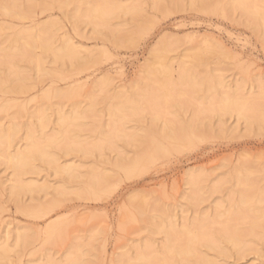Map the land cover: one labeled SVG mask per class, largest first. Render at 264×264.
Here are the masks:
<instances>
[{
  "label": "rangeland",
  "instance_id": "1",
  "mask_svg": "<svg viewBox=\"0 0 264 264\" xmlns=\"http://www.w3.org/2000/svg\"><path fill=\"white\" fill-rule=\"evenodd\" d=\"M87 1L90 6L105 2ZM87 1L62 4L61 0H36L35 13L22 20L5 15L1 6L6 0H0L1 47L7 48L12 40V56L0 54V79L8 77L12 87L26 86L25 92L0 91V128L13 122L21 128L12 150L18 142L19 147L24 145L21 139L26 127L33 129L38 144L57 136V145L49 151L59 165L78 168L76 176L69 178L54 166L33 162L22 178L41 189L23 192L21 202L30 211L42 210L38 217L25 214L11 200L13 169L0 157V242L7 236L12 246L23 233L33 238L25 249L13 247L10 259L0 264H71L74 257L84 264H135L141 249L149 257L158 255L155 263L161 264L171 258L163 248L166 235L150 225L155 222L164 228L168 218L175 220L181 239L188 229L192 233L191 229L198 231L206 225V235L221 250L203 245L197 250L216 264H264V29L260 20L254 21L237 6H227L233 0H220L225 12L194 7L190 0H160L159 4L155 0H110L134 12H119L107 27L97 28L86 19L75 25L73 16L88 8ZM19 3L26 6L25 0ZM42 24L55 33L57 45L70 38L81 56H93L95 63L71 71L69 63L55 62L38 49L34 55L43 59L46 74L38 72L36 65L19 53L22 42L15 41V34ZM113 34L120 40L134 37L136 47L120 46ZM160 46L165 61L175 62V71L169 78L162 74V66L156 65V74L142 82L149 54ZM183 65L189 71L179 80ZM100 81L106 86L96 89ZM60 93L66 97L57 96ZM225 93L254 99L249 100L256 105L251 125L222 110ZM75 106L84 116L59 125L56 111L73 113ZM42 108H49L46 128L34 117ZM112 113H116L114 118ZM167 128L178 137L183 128L195 134L189 131L194 135H189L191 141L170 143L165 138ZM153 140L163 143L168 154L127 174L125 170L151 149ZM101 176H107L108 181L92 195L85 184ZM190 178L198 187L191 198ZM242 198H246L244 204ZM229 224L232 227H226ZM50 227H55L57 234L47 241ZM225 229L244 243L242 253L224 238L229 235ZM175 240L170 239L172 243ZM178 260L173 258L172 264Z\"/></svg>",
  "mask_w": 264,
  "mask_h": 264
},
{
  "label": "bare ground",
  "instance_id": "2",
  "mask_svg": "<svg viewBox=\"0 0 264 264\" xmlns=\"http://www.w3.org/2000/svg\"><path fill=\"white\" fill-rule=\"evenodd\" d=\"M25 1H26V6L24 8H22V6L19 3V0H6V2L4 4H2L1 9L4 12V14L7 16H13L14 15L15 17H18L19 19H22V20L23 19H29L35 13L34 10L38 6L36 7V5H35L36 0H25ZM69 1H71V0H67V1L61 0L62 4H66ZM104 1H105L104 3L100 2V3H103V5H100L98 3L99 4L98 6H95V5L90 6L91 2L87 1L85 3L86 5L85 4L84 5L88 6V8H86V9L83 8L81 11L80 10L77 11L76 15L73 16V20H74L75 25H78V23H80L81 21L86 19L87 21H89V23L95 24L97 28L107 27L108 24H110L109 23L110 20H112V18L114 19L115 16L119 12H121V13L125 12V14L126 13L131 14L134 12V9H131V8H130L131 10L125 11V10L129 9V8H127L128 6L127 7L125 6L126 7L125 8L124 6H122L120 4H118V5L115 4L116 2L113 3L110 0L109 1L104 0ZM158 1H160V0H155L156 3ZM219 1L220 0H190L189 2L194 7H195V5H199L203 10L209 11V10H217L218 8H221L222 11L225 12V7L221 5L222 1H220V2ZM176 2L177 1H175V3ZM68 4H70V2ZM158 4H159V2H158ZM170 4H172V3H170ZM173 4H174V2H173ZM175 5H173L172 7L174 8ZM159 6H161V5H159ZM227 6H229V7H236L237 6L238 8H240L241 10H243L244 12L249 14L250 17L254 21L260 20V25L262 24V28L264 29V1L263 0H233L231 3L227 4ZM130 7H132V6H130ZM163 7L161 9H163ZM168 8H169V6H168ZM169 10H170V8L168 9V11ZM135 12H137V10ZM49 26H51V24ZM112 36H113L112 37L113 40L114 41L117 40L116 43L119 44L120 46H126L129 48V47L134 46L136 44V41H135V43L132 41V40H135L134 37H132V36L131 37L133 39H129L130 36L128 35L129 37L127 36L128 38L126 40H120L114 34ZM15 41L22 42V48L19 51V53L21 54V56L23 58L28 59L30 62L35 64L36 69L40 73H44L45 70L43 68L44 67L43 66V64H44L43 59L41 57H37L36 55H34L35 51L38 49L43 51L44 53L50 54L53 57L55 62H61L62 65H66V63H69L71 71H81L83 69H86L91 64H94L95 60H96V58H94L93 56L82 57L81 56L82 53H81L80 49L78 47H76V45L72 42V40L70 38L63 39L57 45L58 40H57V36L55 35V33H53L51 31L50 27H48L47 25H43V24L42 25H36V27H34L33 29H26V30L20 31L19 33H16L15 34ZM163 46L165 47V44ZM135 47H136V45H135ZM162 47L159 50L154 49L150 52V54H149L150 57L147 60L145 67L143 69L144 76H143L142 82L146 81L153 74H156V73H154V72H156V65L162 66L163 71H164V73H162V74H167L169 76V78H170V76L173 75L175 69L173 68L174 66H172L173 65L172 62H174V61L171 62L170 61L171 59L168 61V63H167V61H165L167 59L165 58V55L163 53V51H165V50H161V49H163ZM0 54L2 55L3 58L8 57V56H12V40L9 42V45L7 48H2L0 45ZM199 56L200 55H197L196 57H199ZM199 58H201V57H199ZM184 62H186V61H184ZM184 62H182V64ZM187 70L188 69L186 68L185 65H183L181 67L180 74H178L179 80H184L185 77H187V74H186ZM45 74H46V71H45ZM221 81H223V80H221ZM219 85H222V87H224L223 86L224 83H222V82H220ZM105 86H106V83L104 81H100L99 83L96 84V89L97 88H104ZM12 89L13 90L18 89V91H23L24 89L26 90V86L20 84V85H14L12 87V80L8 79V77L6 79H0V91L1 92H5L7 90L12 91ZM228 90H230V89H228ZM23 92H25V91H23ZM62 94L65 95L64 93H62ZM62 94L60 93L57 96H59V95L61 96ZM47 96H48V94H47ZM65 97H66V95H65ZM244 98L245 97H241V96L234 98L229 93H225V95L222 98L221 107H222V110L224 112L234 113L237 115V117L239 119H243L249 125H251L253 123L252 121L254 120L255 106L256 105L254 102L250 103V101L254 100V99H251V98L250 99H247V98L244 99ZM47 106L50 107L49 104H47V105L45 104L44 107L47 108ZM46 108H44V109L42 108L41 110L37 111L36 115L34 116L35 118L37 117V120L38 119L40 120V123L42 124V128H46V125H44V123L46 121L49 122L48 121L49 116L47 114V110L49 108L48 109H46ZM56 112H57V116H58V119H57V121L59 122L58 124L61 126L68 125L70 121L72 122V120L73 121L78 120V119L82 118L85 114L83 111L78 109V107H76V106L73 109V113H65L61 109L56 111ZM198 115H200V114H198ZM115 116H116V113L111 114L112 118H114ZM111 121H113V120H111ZM111 125H113V124H111ZM165 127H166V125H165ZM5 128L3 126H2V128H0V157L1 156L5 157L8 161V164L13 169L14 183L11 185V187L9 189V196H10L11 200H13L17 204L18 208L22 212H24L25 214H30V215L35 214L39 217V216L43 215V213H44L42 210H40L39 212L38 211H36V212L30 211V209L26 206H23V204L21 202V194L23 192L32 193L37 189H41L39 187H35L36 186L35 184L24 183L23 178H22L23 176L27 175V173H29V171H31L30 167L32 166L33 162L38 161V160L45 162L50 166H54L58 173L63 174L69 178H74L76 176L75 173H76V171H78V168L76 169V167H74V166L59 165L60 163H58V159H56V157L54 155H52V153L49 151L50 147L55 146V144L57 145V141H56V140H58V139H56L57 136H55L53 138L51 136L46 141V143L38 144L35 142V134H34L33 129H31L30 127H28V128L26 127V130H25L26 132L24 135L25 137H24V139H21V141L23 140L22 142L24 143V145H22V147L21 146L19 147V144H18L19 142H18L16 146H18L19 148L17 147L16 150H12V149H14L12 147H13V144L15 143L16 137L19 134L21 128L17 125L16 122H13V124L10 125V127H8V128L5 127ZM189 128L188 129L183 128V130H181L182 132L178 131V134H179V132L181 133V135H182V136L180 135L181 137H178L175 135V134H177L176 131H173V130L167 128L168 129V136L167 137L165 136L166 141L169 139L170 143L175 142V144H177V143L179 144V143H181V141H191L192 138L189 137V135H191V136H194V135H192V133L189 132V131L193 132V130H191ZM113 129H116V128L114 127V128H112V130ZM118 132H120V131L118 130ZM164 132H166V131H164ZM120 133L122 134V131ZM126 137H129V136H126ZM132 138L133 137H131V139ZM160 138H163V137L161 136ZM111 140H110V136H109L108 141H111ZM155 140H157V139H155ZM155 140L151 141V146H150L151 151L149 150L148 152H143L125 170L127 174L134 173L137 170H139L141 167H144V166L149 165V164H153L157 160L163 158L165 155L168 154L167 150L164 148V146H162L163 143H162V145H160L157 142H155ZM160 140H162V139H160ZM159 143H160V141H159ZM182 144H184V143H182ZM107 181H108L107 176H101L98 179L88 181L85 184V187L88 191H90V193L92 195H95L98 191L102 190V188L107 183ZM188 184L192 188V193L190 195H188V197L190 196V198H191L192 195L193 196L195 195L194 192H195V189L197 187V183L192 178H190ZM244 184H243V186H244ZM59 195L63 196V193H59ZM243 196L246 197L245 195H243ZM247 200H249V199H247ZM245 201H246V198H244V199L242 198V201H241L242 204H244ZM248 203H250V201H248ZM237 207H239V206H236L235 208H237ZM241 207L242 206L240 205V208ZM242 208H244V207H242ZM2 209H3V207L1 205V200H0V213H1ZM234 210H236V209H234ZM45 211L47 213V210H45ZM241 212H243V211H241ZM224 213H227V212H224ZM238 214H239V212H238ZM224 215H227V214H224ZM228 215H231V214H228ZM169 217H171V216H169ZM233 217L234 216L232 215V218ZM232 218L227 219V222L229 223L228 220H232ZM174 221L175 220H173V218H171V219L168 218L167 226L164 228H161L163 226L157 227L156 225H154L155 222L153 225L151 224L152 226L150 225V227H152V229H155V230L157 229L158 232L160 231L166 235L167 243L165 244V246L163 248L171 256V258H168V260H165L161 264H172L173 262H175V261H173V258L179 259L178 261H176V264H216V262L213 261L212 259H210L208 256L202 257L201 255H199V252L197 250L198 245H200V246L203 245L204 247H206L210 250H213V251H220L221 250V248L218 247L219 245H217L215 240H212L213 238H209V236L206 235L205 230H207V229L204 230V228L207 226L206 225L201 226V228H199L198 231L191 229L193 232L197 231L196 233H193V232L191 233L190 229H188L189 231L182 234V236L183 235H185V236H183L184 238L181 239V238H179V236L176 232L178 227L176 226V223ZM204 222H206V221H204ZM252 222H254V221H252ZM230 223H232V222H230ZM202 224L203 223L201 222L200 225H202ZM204 224H206V223H204ZM254 224H255V222H254ZM194 225H192V226H194ZM253 225H252V227H253ZM192 226H191V228H193ZM195 226L199 227V225H195ZM226 227H232V226L229 224V226L226 225ZM182 228L187 230L188 227L183 225ZM253 228H255V227H253ZM152 229H150V230H152ZM155 230H152V231L155 232ZM225 230H227V229H225ZM235 230H236V232L239 231L237 229H235ZM227 231L229 232V230H227ZM181 232H184V231L182 230ZM223 232L225 233V231H222V233ZM230 233H233V232H229V235L226 234L224 236V238L229 243L233 244V246L237 249L239 254L242 253L244 246H245L244 243L239 239V236L237 237L236 235L234 236ZM238 233H240V232H237V234ZM56 234H57V230L55 231V227H50L46 233L47 241H52L55 238ZM172 235L174 237H176V240L173 243L170 241L171 238L172 239L174 238ZM28 236H27V234L24 235V233L22 235L19 234L15 238L12 246H11L12 243L9 244V237L6 236L4 241L0 242V263L2 261L10 259L9 257H10V253L12 252L13 247H15L17 249H25L29 245H31L33 238H31V240H30L31 236L30 235H28ZM182 236H180V237H182ZM148 243H150V242H148ZM142 247H140V248H142ZM141 250L142 251H140L137 254V256H135V258H134L135 264H156L155 262H157L159 260L158 255H154V257L150 255L151 257H149L146 255V253H144L143 249H141ZM144 250H145V247H144ZM138 251H139V249H138ZM221 253H222V251H221ZM75 258H77V257H74V260L72 258L73 261L71 264H84V261L82 259H81L82 261H80V260H78L79 258L76 260H75ZM193 259H195L194 262H191V260H193ZM160 260H161V258H160ZM161 262H162V260H161ZM158 264H159V262H158Z\"/></svg>",
  "mask_w": 264,
  "mask_h": 264
}]
</instances>
